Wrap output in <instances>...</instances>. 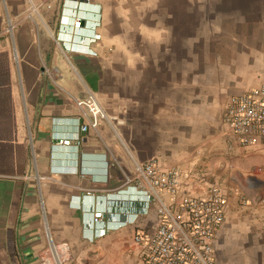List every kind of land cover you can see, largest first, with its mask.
Wrapping results in <instances>:
<instances>
[{"label":"crops","instance_id":"obj_1","mask_svg":"<svg viewBox=\"0 0 264 264\" xmlns=\"http://www.w3.org/2000/svg\"><path fill=\"white\" fill-rule=\"evenodd\" d=\"M263 85L264 0H0V264H39L49 244L64 264H141L132 240L155 215L119 187L152 157L225 196L216 264H264V145L221 121ZM89 95L106 118L58 145Z\"/></svg>","mask_w":264,"mask_h":264},{"label":"built area","instance_id":"obj_2","mask_svg":"<svg viewBox=\"0 0 264 264\" xmlns=\"http://www.w3.org/2000/svg\"><path fill=\"white\" fill-rule=\"evenodd\" d=\"M80 25L79 19L73 23L75 29ZM98 39L94 35L93 40ZM74 106L87 123L80 124L71 139H60L57 144L77 149L83 141L81 134L96 129L106 117L91 95L74 100ZM221 121L240 146L258 142L264 145V85L229 96ZM203 183L204 177H194L155 157L135 164L133 172L123 176L119 191L130 189L136 195L133 202L143 206L138 215H155L154 222L138 228L132 240L141 264H216L213 242L225 220L226 198L216 184L200 190ZM102 219L101 212H92V239L106 234L105 228H99ZM67 251L65 244H49L39 254V264H64L68 261Z\"/></svg>","mask_w":264,"mask_h":264},{"label":"rangeland","instance_id":"obj_3","mask_svg":"<svg viewBox=\"0 0 264 264\" xmlns=\"http://www.w3.org/2000/svg\"><path fill=\"white\" fill-rule=\"evenodd\" d=\"M243 202H245V201L243 200Z\"/></svg>","mask_w":264,"mask_h":264}]
</instances>
